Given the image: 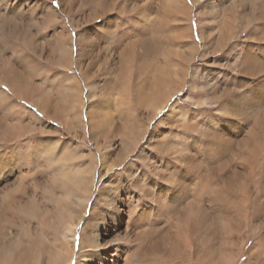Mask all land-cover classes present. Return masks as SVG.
I'll use <instances>...</instances> for the list:
<instances>
[{"label": "bare ground", "instance_id": "1", "mask_svg": "<svg viewBox=\"0 0 264 264\" xmlns=\"http://www.w3.org/2000/svg\"><path fill=\"white\" fill-rule=\"evenodd\" d=\"M57 1L74 37L50 4L0 7V144L34 143L33 169L0 153V264H238L248 222L264 264V0Z\"/></svg>", "mask_w": 264, "mask_h": 264}, {"label": "rangeland", "instance_id": "2", "mask_svg": "<svg viewBox=\"0 0 264 264\" xmlns=\"http://www.w3.org/2000/svg\"><path fill=\"white\" fill-rule=\"evenodd\" d=\"M7 1L8 0H0V7L2 8L4 5H7V3H6ZM9 1H10V4L13 3V0H9ZM15 1H24L25 2L26 0H14V2ZM31 2H32V4L30 5ZM26 3L28 5H25V7H24L25 10L30 9L32 11V14H31L30 18L27 20L28 23H30L31 21H34V19L38 18V14L43 13L45 11V6H44L45 3L52 5L54 10L59 11V12L61 11V9L59 8L60 5L57 4L58 1L56 2V0H52V1H49V0H27ZM186 3H187L188 6L191 5L190 0H186ZM39 9L41 11H39ZM70 11H71V13H70ZM76 11L79 12L78 10H76ZM64 12L65 11H63V13L60 12V15H59V17L62 20L61 22L64 25V26H61V27H63L65 29V31L69 32V36L74 37L75 36V30L72 28V26L78 24L77 21H76L77 20L76 17L78 15V13H75L73 8H70V10H68L69 15L66 14L67 12H65V13ZM72 12H74L75 14H73ZM19 15L23 17L22 13H19ZM19 15H17L16 17L18 18ZM69 20H70L71 23H69ZM191 22L193 23L191 25L192 26L191 29H192V32L195 34L196 30H197L198 21L196 20V18L194 19L193 15H192V21ZM96 23H98V22L96 21ZM69 24L71 25V27H70ZM61 27H59L58 29H60ZM54 29H55V27H53V30ZM58 29H55V30H58ZM50 30H51V28H50ZM46 31H47V28L42 27V28H40L38 30L33 31L34 34L32 33V35L34 36L35 39L39 40V42L43 43V39H44V35H45ZM3 35H4V33L2 32L1 26H0V36H3ZM20 38L21 37L19 35H17L16 37H14V39L8 40L7 44L4 46L5 47V51H6V55H8L9 57H12V58L14 57L17 60V61H14V62H18V60L23 59L28 54V52L26 50L27 43L24 42L25 41L24 39H22V38L20 39ZM25 43H26V45H25ZM16 45H18V46H16ZM22 46H23V48H22ZM14 58H13V60H15ZM42 61H43V59H38L39 67L42 70L46 71L47 66L45 64V61H43V62ZM67 65H68V70L66 72L67 76L74 77L76 79V81L78 82V84H79V87L81 89L82 95L85 94L86 93V87H84V82H83L84 80H83V78L80 75V71L75 68V66H76L75 59L74 58L71 59L70 62L67 63ZM44 74L45 73H38L39 77L37 76V78H35V82L39 84L42 81V76ZM0 91L4 92L6 94L8 92V87H7V85H5L3 83V81H2V83L0 82ZM185 92L180 94V97L178 96L179 97L178 99H179L180 102L183 101V99H184L183 96H185V94H186ZM13 101H15V102L17 101L16 105H19V106H17L15 108V110L17 108H22V109L26 108L25 110H28L29 112H31L45 126L47 125V126L56 128L58 130L63 129L62 126L57 121H54L53 119L49 118V116H47L40 108H38L37 106L31 104L29 101L22 100V99H13ZM83 103H86V101L84 99H83ZM84 105H86V104H84ZM15 113L17 114V116L22 115L20 109H17V111H15ZM82 120L85 121L84 116H82ZM62 132H63V135L61 136L62 137L61 138V141H62L61 143L62 144L64 143L66 145V148H68V150H70V151H68V153L70 155H72V156L74 155L73 150L74 151H81L82 149L87 150V148L90 150V145H91L90 141L87 140L86 143H84L85 147H82L81 146V142L78 141L77 139L72 138L73 136L71 134H67L66 131H64V130ZM67 136L69 137V139H68ZM35 137L39 138V136H35ZM40 138L42 139L43 136H40ZM56 138H58V137H56ZM26 141H28V140H15L13 142H4V143L0 144V153L3 154L6 157H11V156L14 155V153L15 154H21L22 157H23V159H22L23 163H27V164L29 163V166L31 167V163L28 161V159L31 158L30 152H26L25 148L30 146V145H32V144H34V143H33V141H29L28 143H26ZM67 142H69V143H67ZM60 147H63V146H60ZM77 147H79L80 150H78ZM9 150H11L10 153H9ZM96 155H95V160H98V154H96ZM97 163H98V161H97ZM12 165H14V164H12ZM31 169H33V167H31ZM97 169H95V171H94L95 174L93 173L95 178L97 176V173H96ZM24 176H27L26 177L27 179H31L33 177L31 174H24ZM15 179H16V177H15ZM94 190L95 189H93L92 192H91L92 199L89 200V202H88V208H90L91 203H92V201L94 199L93 197H95V191ZM86 210H87V214H88V209H86ZM246 229H247V232L243 233L241 235V240H242L243 247H242V250H241V258H240L238 264H244L245 263V261L247 260L246 253H247L249 247L255 243V235L251 231L250 222L246 223ZM78 235H79V233H77V236Z\"/></svg>", "mask_w": 264, "mask_h": 264}]
</instances>
